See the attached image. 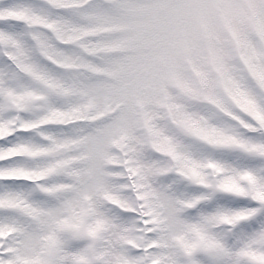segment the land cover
<instances>
[{"label":"snow or ice","instance_id":"1","mask_svg":"<svg viewBox=\"0 0 264 264\" xmlns=\"http://www.w3.org/2000/svg\"><path fill=\"white\" fill-rule=\"evenodd\" d=\"M215 2L0 0V264H264V75L188 82L147 140L127 85L92 119L126 25L178 52Z\"/></svg>","mask_w":264,"mask_h":264},{"label":"rangeland","instance_id":"2","mask_svg":"<svg viewBox=\"0 0 264 264\" xmlns=\"http://www.w3.org/2000/svg\"><path fill=\"white\" fill-rule=\"evenodd\" d=\"M214 9L195 25L178 52L174 37L158 33L145 43L139 20L126 25L123 35L127 43L115 53L116 67L99 75L104 96L92 119L102 124L110 121L120 105L110 102L107 94L127 85L139 97L127 112L128 122L138 138L147 140L152 129L176 114L171 101L181 98L188 82L195 84L207 77L222 79L221 68L223 74L243 71L264 75V27L254 16L244 15L241 8L224 6V0H216ZM140 15L137 10L136 16ZM185 22L191 23V17ZM161 49H167V53Z\"/></svg>","mask_w":264,"mask_h":264}]
</instances>
